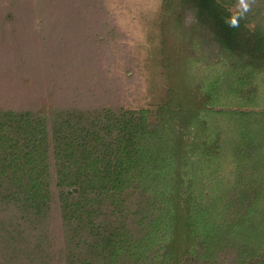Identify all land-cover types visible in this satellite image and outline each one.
<instances>
[{"label": "trees", "instance_id": "obj_1", "mask_svg": "<svg viewBox=\"0 0 264 264\" xmlns=\"http://www.w3.org/2000/svg\"><path fill=\"white\" fill-rule=\"evenodd\" d=\"M165 7L155 109L0 107V264H264V0Z\"/></svg>", "mask_w": 264, "mask_h": 264}, {"label": "rangeland", "instance_id": "obj_2", "mask_svg": "<svg viewBox=\"0 0 264 264\" xmlns=\"http://www.w3.org/2000/svg\"><path fill=\"white\" fill-rule=\"evenodd\" d=\"M57 1L0 0V107L115 102L155 109L176 87L183 46L169 31L168 0ZM194 21L187 10L184 30Z\"/></svg>", "mask_w": 264, "mask_h": 264}]
</instances>
